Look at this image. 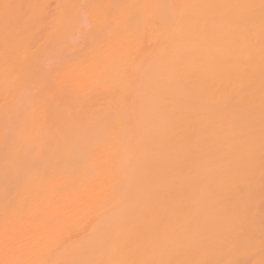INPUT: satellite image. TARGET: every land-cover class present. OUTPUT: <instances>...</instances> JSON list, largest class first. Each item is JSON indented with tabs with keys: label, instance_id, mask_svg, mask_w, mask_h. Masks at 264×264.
<instances>
[{
	"label": "bare ground",
	"instance_id": "1",
	"mask_svg": "<svg viewBox=\"0 0 264 264\" xmlns=\"http://www.w3.org/2000/svg\"><path fill=\"white\" fill-rule=\"evenodd\" d=\"M0 264H264V0H0Z\"/></svg>",
	"mask_w": 264,
	"mask_h": 264
}]
</instances>
